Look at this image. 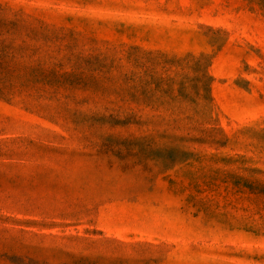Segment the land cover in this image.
I'll list each match as a JSON object with an SVG mask.
<instances>
[{
	"label": "rangeland",
	"instance_id": "1",
	"mask_svg": "<svg viewBox=\"0 0 264 264\" xmlns=\"http://www.w3.org/2000/svg\"><path fill=\"white\" fill-rule=\"evenodd\" d=\"M264 0H0V264H264Z\"/></svg>",
	"mask_w": 264,
	"mask_h": 264
},
{
	"label": "trees",
	"instance_id": "2",
	"mask_svg": "<svg viewBox=\"0 0 264 264\" xmlns=\"http://www.w3.org/2000/svg\"><path fill=\"white\" fill-rule=\"evenodd\" d=\"M261 193H264V189H262V188H260V190H259Z\"/></svg>",
	"mask_w": 264,
	"mask_h": 264
}]
</instances>
